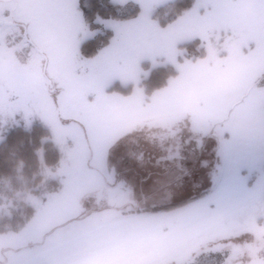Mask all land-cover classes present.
Segmentation results:
<instances>
[{
	"label": "rangeland",
	"instance_id": "1",
	"mask_svg": "<svg viewBox=\"0 0 264 264\" xmlns=\"http://www.w3.org/2000/svg\"><path fill=\"white\" fill-rule=\"evenodd\" d=\"M173 1L0 0V141L8 130L27 129L36 120L49 128L60 156L38 193L25 197L31 218L18 231L0 233V241L14 235L25 253L26 240L37 243L57 227L54 236L61 237L113 219L128 221L131 229L137 222L146 227L147 264H264V0H194L176 16L170 12ZM106 33V45L92 56L81 54L82 42ZM105 51L111 52L104 57ZM122 53L126 61L116 63ZM106 59L112 62L103 69ZM164 65L175 72L164 86L191 75L198 100L216 106L211 128L199 134L190 122L188 138L196 136L176 162L164 159V138L151 130L135 135L127 143L132 151L122 153L126 162L140 156L137 165L123 163L116 175L114 168L100 169L102 178L87 171V187H76L75 199L60 198L66 164L86 156L90 163L82 128L99 104L86 102L101 89L128 96L137 88L148 102L157 89L145 94L140 82ZM115 84L131 85L130 91L122 93ZM110 106L102 103L100 113ZM139 144L144 149L137 154ZM71 164L66 175H72ZM192 198L209 206L191 204ZM181 202L185 206L173 211L146 210ZM43 207L55 210L54 224L46 221L53 210ZM158 222L164 235L195 232L211 239L183 241L164 258L154 250ZM143 243L132 248L139 259L133 264L142 263Z\"/></svg>",
	"mask_w": 264,
	"mask_h": 264
},
{
	"label": "crops",
	"instance_id": "2",
	"mask_svg": "<svg viewBox=\"0 0 264 264\" xmlns=\"http://www.w3.org/2000/svg\"><path fill=\"white\" fill-rule=\"evenodd\" d=\"M4 23L5 26L10 25L8 22ZM110 52L111 51H105L102 53H105L104 57H106ZM124 54L125 53L120 54L123 56L118 58L116 63L118 62L120 64L126 61ZM44 61H46V58ZM111 62L112 61L106 59L103 69L109 66ZM190 77L191 75H187L186 77H175L163 88L155 90L153 95L149 97L151 100L148 102H144L142 88L132 90L128 96L111 93L109 91L105 92L101 89L94 96V100L89 99L86 103L94 105L99 104L97 110L93 113L95 115L90 113L86 117L88 129L86 128L85 130L84 127L82 128L83 136L86 137V142L88 143V152L91 154V164L89 160L86 159V151L83 153L86 156L85 162L77 158L75 161H77L78 164H75V162L73 164L70 163L71 166L74 167L70 169L72 173L71 176L66 175L70 165L69 163L66 164V169H64V172L61 173L59 177V179L62 180L61 185H63L59 192L60 198L75 199L73 197L74 193H76L74 189L83 184V186L86 187L88 185V183H85L89 180L87 177L90 176L86 173L87 171L92 170L96 177L101 176L100 178H102L103 173L100 169H104L107 173H110L112 168H114L116 169V175L119 170H121L119 167H121L123 163L125 166L127 164L137 165L140 156L126 162L124 161L125 158H123L124 154L122 152L127 149L128 152L132 151L127 147L130 138L135 135L139 137L147 132V130H151L154 137L164 138L165 142L163 147L165 148V160L167 158L174 160L178 157L179 153L183 151L186 152L187 144L196 136L193 135L188 138L189 125L192 123L199 134L202 129L209 130L212 126L209 121L213 119V116H216L215 112L218 111L215 105L205 103L202 101L203 99L198 100V94L193 90L197 87L196 82L190 80ZM107 102L111 104V109L107 112L100 113V105ZM52 103L54 104V102ZM203 109L205 110L203 111ZM202 113L206 115L203 119L207 122L200 120ZM186 114L192 115L188 117ZM220 126L223 127L222 125ZM166 137L173 138L174 142L169 143ZM194 141L195 140H193L192 143L196 145ZM134 149L137 154L141 153L140 150L144 149V145L139 144V146ZM64 153H67V148L64 149ZM80 153L81 151H77L75 155L81 157ZM126 158L129 159L128 157ZM68 161H70V159H68ZM174 162L176 161L174 160ZM176 167L170 166V169ZM90 178L93 177L91 176ZM55 192L57 193V191ZM79 200L80 198L77 199L76 202H80ZM201 200L203 199H192V201L188 202H191V204L193 202H200L201 205L207 204V206H209V203H206V201L202 202ZM42 206L43 205L40 204V207ZM184 206L185 205L172 208L170 211L181 209V207ZM43 208L45 209L48 207ZM48 209L53 210L51 207ZM52 213L53 215L49 217L50 219L48 218L46 220L50 224H54L55 222V210H53ZM109 223L110 224L101 223V225H94L88 229L82 228L79 229L78 232L72 231L61 237L54 236L59 230L57 227L48 234L46 232V235H43L42 239L37 241V243H35V241L31 242L30 240H26L25 253H21V246L17 247L18 239L16 236H3L0 241V264H117L118 262L120 264H133L134 261L139 259L136 252L132 251V248L138 245L141 246L142 242H144L143 245L146 254L144 256L139 254V256H141L140 262H142L141 264H147L149 253H147V247L145 245L147 238L145 233L146 227L137 222L135 225L132 224L131 229L128 221L126 224H120L113 219L110 220ZM200 224L202 225V229L203 223ZM170 225L173 227V222H170L169 227ZM155 227L157 229L160 228L159 232H161V235L155 238L156 245L154 250L156 251L155 253L161 254L163 257L164 255L169 257V251L171 249L173 252L174 250L179 251L181 246H183L181 244H184L186 241L191 240L193 243H202L211 239L207 238L205 240L204 234H196L195 232L192 234L187 233L186 235H189L188 238H186V235H181V233L173 234L167 231L166 234L169 235H164L162 232L163 227L160 225V222L154 226V229ZM201 229L198 226L197 230ZM179 230H183V225ZM189 231L192 232L193 227L190 228ZM131 232H134V235L137 237L134 244H131ZM51 236H53V238ZM63 237H65V239H63ZM120 237L121 239H118ZM38 243H40V247L34 248V244L37 245Z\"/></svg>",
	"mask_w": 264,
	"mask_h": 264
},
{
	"label": "trees",
	"instance_id": "3",
	"mask_svg": "<svg viewBox=\"0 0 264 264\" xmlns=\"http://www.w3.org/2000/svg\"><path fill=\"white\" fill-rule=\"evenodd\" d=\"M193 1L175 0L170 5V12H175L176 16L184 8L190 7ZM95 10L98 11L99 8L96 7ZM109 36V33L96 35L82 42L79 48L81 54L92 56L98 48L107 44ZM193 43L196 41L191 42ZM150 71L149 75L140 82L144 85L145 94L148 95L154 89L163 87L167 83V78L175 73L167 65L152 68ZM114 87L126 93L130 91L131 85L115 84ZM6 134L8 136L0 141V233L18 231L23 223L31 218L33 208L25 197L38 193L40 190L38 186L42 180L45 181V174L54 171L60 160L59 148L54 143L49 128L39 121L35 120L27 129L8 130ZM51 183L48 181L47 186L49 187ZM183 202L161 205L157 208L148 207L146 210L168 211Z\"/></svg>",
	"mask_w": 264,
	"mask_h": 264
}]
</instances>
